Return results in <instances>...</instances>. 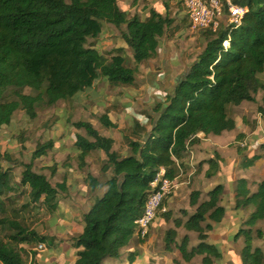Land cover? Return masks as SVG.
Wrapping results in <instances>:
<instances>
[{
  "label": "trees",
  "instance_id": "trees-1",
  "mask_svg": "<svg viewBox=\"0 0 264 264\" xmlns=\"http://www.w3.org/2000/svg\"><path fill=\"white\" fill-rule=\"evenodd\" d=\"M120 1L0 0V127L8 125L17 110L33 119L39 102L53 105L90 88L101 78L112 88L135 83L139 64L156 56L160 38L173 19L152 8L144 18L138 13L130 14L121 9ZM235 2L247 8L241 23H222L215 31H202L204 47L173 92L152 105V114L134 124L142 128L138 138L128 140L129 154L113 150L114 140L101 135L90 121H68L71 127L85 131V136L76 133L74 137L78 167L85 166L90 152L102 150L106 159L101 170L110 171L104 180L105 192L84 213L83 229L73 238V244L79 248L73 264H104L106 257H119L120 249L135 234L134 220L141 214L151 191L150 182L159 170L164 168V176L170 179L179 176L180 160L188 147L199 141V133L219 135L234 129L236 123L227 112L228 106L255 101L259 90L264 93V80L258 76L264 71V0ZM103 22L117 28L124 26L121 37L131 49L133 67L125 63L119 50L106 58L96 45L88 42L99 35ZM99 122L106 129L117 126L108 111L99 116ZM243 136L238 133L236 140ZM52 147L51 139L39 143L32 158L45 156ZM257 158L244 160L241 165L248 167ZM3 159L0 152V193L3 188L13 189L9 185L11 170L3 169ZM22 167L19 185L27 188L31 202L54 211L64 181L52 185L45 174L33 170L32 162L23 163ZM50 167L54 174L55 167ZM216 167V161L209 160L205 175L211 176ZM86 180L93 189L97 178L88 172ZM222 192L223 185L217 184L207 191L206 198L200 199L201 192L192 190L189 205L194 210L184 221L173 218L174 227L164 234L165 247L169 249L175 244L185 261L196 255L201 256V264H213L214 259H220V248L207 238L213 223L225 216V208L220 204ZM250 205L253 210L233 237L243 238L241 264H264V243L253 244L254 239L264 242V232L254 227L259 219L264 220V179L255 192H250L245 179L237 180L235 208ZM160 216L169 221L171 213L164 211ZM0 226L16 230L9 234L8 241L0 237L2 264H22L18 244L44 239L17 219L0 217ZM178 227L197 232L198 243L188 248L187 233L176 242ZM133 261L131 253L128 262Z\"/></svg>",
  "mask_w": 264,
  "mask_h": 264
},
{
  "label": "crops",
  "instance_id": "crops-1",
  "mask_svg": "<svg viewBox=\"0 0 264 264\" xmlns=\"http://www.w3.org/2000/svg\"><path fill=\"white\" fill-rule=\"evenodd\" d=\"M119 5L121 9L126 11L136 8L135 12L142 15L143 11L149 9L152 4H148L146 0H122L119 2ZM103 23L104 27L113 26L109 23ZM169 28L172 29L173 35L167 37L164 33L160 38L156 56L139 64V73L135 76L136 85L131 86L127 93L123 94L128 100L122 102L126 108H129V112H131V118L127 120V126L116 124L117 126L114 128L106 129L103 127L102 130L94 127L101 135L111 137L114 140L113 150L118 151L121 155L129 154L128 140L138 138L137 133L142 127H134V124L152 114V105L157 101L165 99L168 93L173 92L176 83L188 70L191 62L204 47L205 42L199 47V51L196 54L188 58L187 54L194 51V48L190 46L200 36L197 33L190 32L186 16L175 15ZM184 31L193 36L187 41L177 42L176 36ZM106 34L107 32L101 28L99 35L92 39L100 40ZM109 39L108 37L107 41L102 43L111 46ZM92 45L97 46V44ZM263 94V91L259 90L255 95V101H242L238 105H229L237 112L229 115L235 120L236 127L230 131H223L219 135L208 134L203 136L202 133H199V141L190 145L185 156L180 160L182 165L178 177L182 176V173L188 176L187 179L183 180L184 183L180 186V191L183 192L184 188H187L189 194L192 190H199L201 192L200 199H203L206 198L205 194L207 191L215 185H223L220 204L225 208V216L220 222L213 223V229L217 225L220 230L224 229L225 233L229 230H236L237 232L242 222L246 220L254 208L252 205L244 208H235L237 180L240 178L245 179L250 192H255L258 184L264 179V127L256 126L255 128H251L243 124V117L238 111L240 108H250L253 105L261 106L264 109ZM261 114V112H257L252 118H255L260 123ZM250 122L253 123V121ZM71 128L76 133L85 136L83 129ZM146 128L150 129L149 126ZM238 133L244 134V143L248 147L240 154L239 150L235 147V143L238 142L236 140ZM75 134L72 135L73 138ZM247 139L249 142H247ZM124 140H127V143H124ZM66 144L67 147L62 150L59 159L55 160L57 168L54 174L59 175V180L52 183L49 179L52 185L64 181L65 187L58 193V206L47 217L46 228L38 226L37 232L44 239L33 244L27 242L18 244L17 248L20 249L23 260L22 264H73L79 250L73 244V238L79 235L83 229V215L89 209L92 202L97 197L102 196L106 190L104 181L99 179L97 168H95L97 165L102 174H106L107 178L110 176L109 170L105 172L101 170L106 159L105 153L102 150L90 152L85 157V166L79 168L77 162L78 150L74 146V139L69 143L62 141L60 147ZM254 156H258V158L254 160L253 164L248 167L241 165L244 160H250ZM209 160L216 161L217 167L211 176H206L205 172L209 168ZM90 164L92 166H89ZM88 172L97 178L93 189H91L86 180ZM185 181H191L189 187ZM175 193L177 191L173 194ZM61 194L66 196L65 200L60 198ZM187 204V208L190 210L188 212L192 213L194 207H189V200ZM263 222V219H259L254 227L261 228ZM160 232L163 233L164 231L161 229V225L157 219H154L145 238H140L134 234L129 243L120 249L119 257H106L103 261L104 264H129L128 258L131 253H134L133 264H145L148 258L147 248L150 247L152 241L157 239V235ZM190 232L193 231H187L186 233L189 235ZM220 236L222 235L219 234L215 238L220 239L216 246L220 248L222 257L224 239L222 240ZM238 242L237 254L239 257L243 243L241 240H238ZM38 243L44 244L45 248L38 250ZM0 264L2 263L0 262Z\"/></svg>",
  "mask_w": 264,
  "mask_h": 264
},
{
  "label": "rangeland",
  "instance_id": "rangeland-1",
  "mask_svg": "<svg viewBox=\"0 0 264 264\" xmlns=\"http://www.w3.org/2000/svg\"><path fill=\"white\" fill-rule=\"evenodd\" d=\"M146 2L148 4H152L150 9H155L163 15H167L170 19H173L175 15L186 16L182 0H146ZM135 9L136 8L131 9L128 13H137L135 12ZM147 12L148 9L144 10L143 14H140V17L144 18ZM103 24L104 23H101L102 28L108 35L106 34L105 36H102L103 38H100V40L89 38L88 42L97 44L98 51H101L106 58H110V56L116 54V51L119 49V53L126 58L125 63L128 66L133 67L134 62L131 57V49L124 43L121 37V31L124 29V26H121L120 28L115 26L104 27ZM197 34L200 37L199 39H195L194 44L190 46L194 48V51L187 54L188 58H191L194 54H196L199 51V47H201L206 41L202 31L197 32ZM165 35L167 37L172 36V29L168 28ZM192 36L184 31L180 35L176 36L175 39L177 42H182L189 40ZM108 37L110 38L109 40L111 41V46L102 43L107 41ZM138 73L139 72H137L136 75ZM258 76L260 79L264 80V71ZM133 85H136V83ZM130 87L131 86L112 88L101 78L90 88H86L70 98L59 100L53 105H47L44 102H39L36 107L37 115L33 119L30 118L23 110L15 111L11 122L6 126L0 127V152L4 154L2 165L3 169L8 167L10 168L12 176L9 185L14 189V191H12L13 189H2V192L0 193V217L17 219L23 226L36 232L38 226L46 228V219L51 212L47 211L40 203H32L27 195V188L19 185L20 173L23 168L22 164L32 162V168L34 171L45 173L52 183L59 180V175L51 173L50 166L53 165V167H55L54 171L56 172L57 164L55 160L59 159L62 150L67 147V144L60 147L62 141L69 143L74 139L72 135L76 132L75 130H72L68 121L88 120L94 127H98L99 130H102L103 126L99 122V116L105 111H108V115L114 123L117 125L124 124L127 126V120L131 118V112H129V108H126L122 101L128 100V98L123 96V94H126ZM238 111L243 117V124H246L251 128H255L256 126L264 127V109L261 106L253 105V107L250 108L243 107ZM227 112L229 115L237 113L232 106H228ZM257 112L262 113L260 115V123H258L255 118H252V116ZM250 121H253V123ZM49 139L53 141V147L47 150L45 156L33 159L32 151L39 143H44ZM244 139L245 138L243 136L241 139L237 140V143H235V147L239 150V154L248 148L245 144L242 145ZM247 142H249L248 139ZM124 143H127V140H124ZM89 166H92V164ZM95 168H97L99 179L104 181L107 178L106 174H102L97 165ZM185 178L187 179L188 176L182 173V176L177 179V193L169 195L162 202V210L159 212L169 211L171 213L169 221H165L161 218L160 213L155 217L164 232H160L159 235H157V239L152 241L150 247L147 248L148 258L145 264H153V262L154 264H201L200 255L194 256L190 261H185L176 249L175 244H172L169 249L165 247L164 234L168 228L174 227L172 221L173 218L179 217L184 221L191 213L188 212L190 210L187 208V202L189 200L187 188H184L183 192L179 190L180 186L184 183L183 180H185ZM185 182L189 187L191 181ZM60 198L65 200L66 196L61 194ZM214 228L215 229L208 231L207 241L217 245L220 239L217 237L215 238V236L220 234L222 235L220 236L222 240L224 239V244L222 257L220 259L213 258V264H241V258L240 256L238 257L237 248L239 245L238 240H241L243 243V238L240 237V239H234L233 236L236 230H229L227 232L229 236L227 237V233H225L224 229L220 230L217 225L214 226ZM261 228L264 231V222ZM15 231L16 230L10 229L8 226H0V237L3 240L8 241L9 234ZM176 232L175 239L176 242H179L187 231L183 227H178L176 228ZM37 234L39 235L38 232ZM35 242L36 240L32 239L27 243L33 244ZM196 243H198L197 232H190L188 248ZM263 243V240L260 239H254L253 241V244L258 246H262Z\"/></svg>",
  "mask_w": 264,
  "mask_h": 264
},
{
  "label": "built area",
  "instance_id": "built-area-1",
  "mask_svg": "<svg viewBox=\"0 0 264 264\" xmlns=\"http://www.w3.org/2000/svg\"><path fill=\"white\" fill-rule=\"evenodd\" d=\"M182 5L188 19V28L192 33L215 31L222 23L238 26L247 10L235 0H182ZM244 144L243 141L242 145ZM164 172V168H161L150 182L151 191L144 202L141 214L134 220L135 234L140 238L148 235L163 200L178 188V176L170 179L164 176ZM44 248V244L38 243V250Z\"/></svg>",
  "mask_w": 264,
  "mask_h": 264
},
{
  "label": "bare ground",
  "instance_id": "bare-ground-1",
  "mask_svg": "<svg viewBox=\"0 0 264 264\" xmlns=\"http://www.w3.org/2000/svg\"><path fill=\"white\" fill-rule=\"evenodd\" d=\"M226 44H227V42H226Z\"/></svg>",
  "mask_w": 264,
  "mask_h": 264
}]
</instances>
